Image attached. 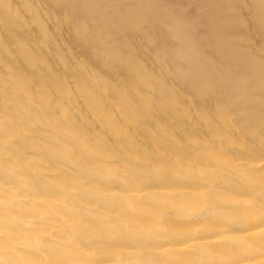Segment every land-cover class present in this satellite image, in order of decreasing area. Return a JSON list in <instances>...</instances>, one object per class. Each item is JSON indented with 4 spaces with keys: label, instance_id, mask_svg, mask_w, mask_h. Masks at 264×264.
Returning <instances> with one entry per match:
<instances>
[{
    "label": "clouds",
    "instance_id": "1",
    "mask_svg": "<svg viewBox=\"0 0 264 264\" xmlns=\"http://www.w3.org/2000/svg\"><path fill=\"white\" fill-rule=\"evenodd\" d=\"M0 264H264V0H0Z\"/></svg>",
    "mask_w": 264,
    "mask_h": 264
}]
</instances>
